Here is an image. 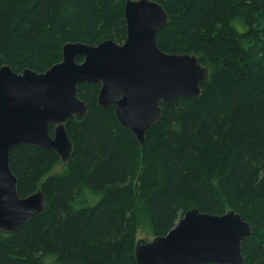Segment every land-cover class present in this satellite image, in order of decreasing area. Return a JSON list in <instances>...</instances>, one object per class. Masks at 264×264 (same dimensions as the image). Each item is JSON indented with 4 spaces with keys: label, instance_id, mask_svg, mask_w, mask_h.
<instances>
[{
    "label": "trees",
    "instance_id": "1",
    "mask_svg": "<svg viewBox=\"0 0 264 264\" xmlns=\"http://www.w3.org/2000/svg\"><path fill=\"white\" fill-rule=\"evenodd\" d=\"M125 1L0 0V67L43 73L67 43L122 44ZM152 1L168 15L160 50L208 68L200 96L160 104L140 144L98 105L100 84H79L88 112L64 124L72 142L64 173L47 176L61 162L52 150L9 152L18 196L41 189L46 208L14 233L0 230V264H137L140 222L164 236L192 208L238 213L252 229L244 264H264V0Z\"/></svg>",
    "mask_w": 264,
    "mask_h": 264
},
{
    "label": "water",
    "instance_id": "2",
    "mask_svg": "<svg viewBox=\"0 0 264 264\" xmlns=\"http://www.w3.org/2000/svg\"><path fill=\"white\" fill-rule=\"evenodd\" d=\"M124 17L122 44L67 43L62 61L43 73L0 67L1 231L14 233L46 208L41 189L26 198L18 196L9 152L31 145L52 150L67 162L72 142L64 124L71 117L81 121L88 112L77 97L79 84H100L98 105L112 108L120 125L140 144L160 121V104L200 96L208 68L196 55L167 54L157 46L156 35L168 19L163 7L152 0H126ZM49 125L54 126L52 136ZM251 233L250 224L234 211L212 215L192 208L166 235L137 241L134 257L137 264H244L241 243Z\"/></svg>",
    "mask_w": 264,
    "mask_h": 264
},
{
    "label": "rangeland",
    "instance_id": "3",
    "mask_svg": "<svg viewBox=\"0 0 264 264\" xmlns=\"http://www.w3.org/2000/svg\"><path fill=\"white\" fill-rule=\"evenodd\" d=\"M67 162H62L61 161L60 163L56 164L50 170V172L47 174V176L64 173V171L66 169L65 163H67ZM85 196H86V200L94 199L93 203L96 202L97 199H99V197H100V196H93V195H90L88 193H86ZM77 207H79V205ZM135 238H136V241L142 240V241H145V242H149V241H151L154 238L153 234H152V231H151V228H150V225H149V223L146 220H144L143 222H140L139 227L137 228V231H136V237Z\"/></svg>",
    "mask_w": 264,
    "mask_h": 264
}]
</instances>
